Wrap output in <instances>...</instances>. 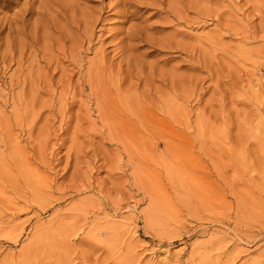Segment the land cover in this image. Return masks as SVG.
<instances>
[{"label":"rangeland","instance_id":"obj_1","mask_svg":"<svg viewBox=\"0 0 264 264\" xmlns=\"http://www.w3.org/2000/svg\"><path fill=\"white\" fill-rule=\"evenodd\" d=\"M0 264H264V0H0Z\"/></svg>","mask_w":264,"mask_h":264},{"label":"bare ground","instance_id":"obj_2","mask_svg":"<svg viewBox=\"0 0 264 264\" xmlns=\"http://www.w3.org/2000/svg\"><path fill=\"white\" fill-rule=\"evenodd\" d=\"M67 235V234H66Z\"/></svg>","mask_w":264,"mask_h":264}]
</instances>
